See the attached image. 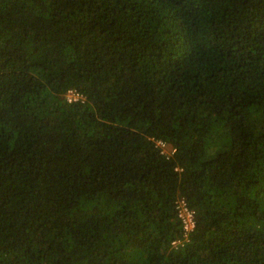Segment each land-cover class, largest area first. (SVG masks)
Returning <instances> with one entry per match:
<instances>
[{
    "label": "trees",
    "instance_id": "1",
    "mask_svg": "<svg viewBox=\"0 0 264 264\" xmlns=\"http://www.w3.org/2000/svg\"><path fill=\"white\" fill-rule=\"evenodd\" d=\"M0 264H264V0H0Z\"/></svg>",
    "mask_w": 264,
    "mask_h": 264
},
{
    "label": "built area",
    "instance_id": "2",
    "mask_svg": "<svg viewBox=\"0 0 264 264\" xmlns=\"http://www.w3.org/2000/svg\"><path fill=\"white\" fill-rule=\"evenodd\" d=\"M65 96L69 103L86 101V96L76 88L68 89ZM154 141L161 154L165 155L166 157L169 158L176 152V148L172 147L167 141L163 139H154ZM175 204L177 215L182 224L183 230L182 239H176L173 241V244L177 246L184 241H189L191 233L196 229L197 221L196 211L190 206L185 197H179Z\"/></svg>",
    "mask_w": 264,
    "mask_h": 264
}]
</instances>
